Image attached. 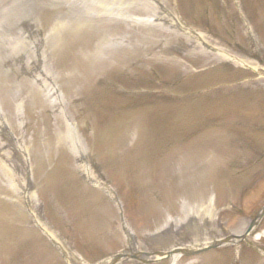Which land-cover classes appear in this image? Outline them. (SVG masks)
I'll return each mask as SVG.
<instances>
[{
  "label": "rangeland",
  "instance_id": "374dc122",
  "mask_svg": "<svg viewBox=\"0 0 264 264\" xmlns=\"http://www.w3.org/2000/svg\"><path fill=\"white\" fill-rule=\"evenodd\" d=\"M263 206L264 0H0V264L196 249ZM174 264H264V218Z\"/></svg>",
  "mask_w": 264,
  "mask_h": 264
},
{
  "label": "water",
  "instance_id": "95a60500",
  "mask_svg": "<svg viewBox=\"0 0 264 264\" xmlns=\"http://www.w3.org/2000/svg\"><path fill=\"white\" fill-rule=\"evenodd\" d=\"M263 218H264V206L262 207L260 212L254 217V219L250 221L248 227L246 228V230L242 235L228 236L219 241L212 242L211 244L206 245L205 247H200L196 249L190 247L187 248L184 247L181 249H174L164 253L163 252L141 253L138 252L137 250H129V251H123L121 253H117L95 264H118L123 260H131L142 264H151L172 258L173 256L176 255L185 256V257H194L202 253L208 252L210 250L217 249L224 245L235 244L244 241L256 229V227L259 225V223L262 221Z\"/></svg>",
  "mask_w": 264,
  "mask_h": 264
},
{
  "label": "bare ground",
  "instance_id": "6f19581e",
  "mask_svg": "<svg viewBox=\"0 0 264 264\" xmlns=\"http://www.w3.org/2000/svg\"><path fill=\"white\" fill-rule=\"evenodd\" d=\"M148 21H150V20H148ZM77 152H78V151H77ZM81 153H82V152H78V156H79V158L82 160L84 157H83V155H82ZM84 172H85V174H86V176H87V178H88L89 180H92V181L95 182L94 178H92L93 176H92L91 171H90L89 168H85V169H84ZM96 184H98V183H96ZM98 185H99V184H98ZM44 233L48 236V238L51 240V242H52L54 245H56V246L62 251V253H63L66 257L70 258V253H69V251L64 250V248H63V244L59 242V239H58L53 233H51L50 231H47V230H44ZM128 235H129V234H128ZM130 238H131V237H130ZM177 258H178V256H173V257H172V264L175 263V261H176Z\"/></svg>",
  "mask_w": 264,
  "mask_h": 264
}]
</instances>
